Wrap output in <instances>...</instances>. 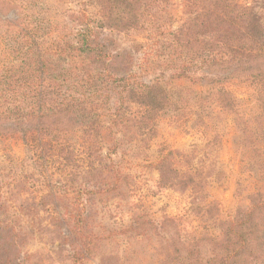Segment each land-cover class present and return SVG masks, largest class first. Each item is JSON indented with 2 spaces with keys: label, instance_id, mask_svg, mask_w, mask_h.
Returning <instances> with one entry per match:
<instances>
[{
  "label": "rangeland",
  "instance_id": "374dc122",
  "mask_svg": "<svg viewBox=\"0 0 264 264\" xmlns=\"http://www.w3.org/2000/svg\"><path fill=\"white\" fill-rule=\"evenodd\" d=\"M240 3L264 14V0ZM80 11L88 12L91 25L99 20L93 0H0V87L28 47L37 53L31 42L26 46L21 30L37 34L46 56L49 31L51 38L67 35V16ZM186 19L183 0H172L153 12L142 30L111 34L122 46H142L134 78L160 83L171 97L154 125L133 126L118 140L104 142L107 166L129 175L113 191L88 185L90 191L76 193L55 175L60 199L55 205L48 198L41 201L47 190L40 163L37 167L20 133L1 117L0 218L13 223L17 251L9 254L16 264H264V96L251 81L233 79L224 87L235 108L221 111L200 75L173 79L171 68L181 56L174 32ZM195 145L197 157L207 156L204 188L168 179L161 183L152 164L174 154L176 168L177 152H193ZM65 208L84 209L89 217L96 238L87 258L79 252L81 242L63 236ZM2 257L0 249V264Z\"/></svg>",
  "mask_w": 264,
  "mask_h": 264
},
{
  "label": "trees",
  "instance_id": "16d2710c",
  "mask_svg": "<svg viewBox=\"0 0 264 264\" xmlns=\"http://www.w3.org/2000/svg\"><path fill=\"white\" fill-rule=\"evenodd\" d=\"M171 1L93 0L99 20L89 24L87 11L67 16L70 32L51 38L54 34L49 31L46 56L37 44V34L21 30L26 46L33 44L37 53L28 47L20 65L5 74L0 119L12 123L36 166L40 163L37 169L44 177L42 188L47 190L41 201L48 198L55 205L60 199L59 190L53 187L55 175L76 193L88 192L90 186L101 193L111 192L128 181L129 175L111 170L103 160L104 142L118 140L119 133L133 126L141 130L154 125L171 104V97L160 83L134 78L142 46H122L111 34L142 30L151 23L153 12ZM183 7L187 19L173 38L181 54L180 64L171 68L173 79L200 75L199 82L210 89L212 103L221 111L235 108V99L224 87L233 79L251 81L264 96V14L240 0H183ZM71 135L77 140H71ZM197 150L195 145L193 152H177L181 160H176V168L174 154L158 158L152 167L160 182H182L201 191L208 181L203 172L207 156L197 157ZM65 209L67 235L63 236L81 242L79 252L87 258L92 238H96L89 217L84 209ZM12 224L0 218L2 264L17 263L9 254L16 250Z\"/></svg>",
  "mask_w": 264,
  "mask_h": 264
}]
</instances>
